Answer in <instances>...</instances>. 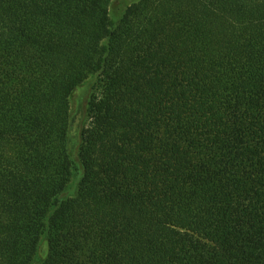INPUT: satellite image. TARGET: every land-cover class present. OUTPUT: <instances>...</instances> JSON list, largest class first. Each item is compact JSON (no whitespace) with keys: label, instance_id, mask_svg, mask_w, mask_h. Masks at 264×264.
<instances>
[{"label":"trees","instance_id":"trees-1","mask_svg":"<svg viewBox=\"0 0 264 264\" xmlns=\"http://www.w3.org/2000/svg\"><path fill=\"white\" fill-rule=\"evenodd\" d=\"M110 4L0 0V264H264V0Z\"/></svg>","mask_w":264,"mask_h":264},{"label":"rangeland","instance_id":"rangeland-1","mask_svg":"<svg viewBox=\"0 0 264 264\" xmlns=\"http://www.w3.org/2000/svg\"><path fill=\"white\" fill-rule=\"evenodd\" d=\"M140 0H111L110 4V15L115 24H118L126 10V8ZM97 84V79L95 76L89 78L80 88L74 91L72 95L71 105H72V131H71V144L73 149L77 147L79 135L85 125L88 124V110L89 102L95 92V87ZM82 171L80 167H76L74 171L73 178L64 191V193L59 196L56 203H60L64 199L73 197L77 193L78 184L81 180ZM48 253V245L44 239L41 243L39 252L33 262V264H41Z\"/></svg>","mask_w":264,"mask_h":264}]
</instances>
